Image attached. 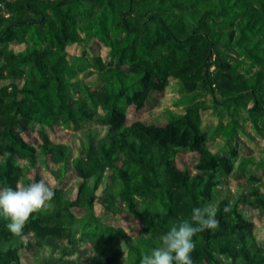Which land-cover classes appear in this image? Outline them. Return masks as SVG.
Instances as JSON below:
<instances>
[{
	"label": "trees",
	"instance_id": "obj_1",
	"mask_svg": "<svg viewBox=\"0 0 264 264\" xmlns=\"http://www.w3.org/2000/svg\"><path fill=\"white\" fill-rule=\"evenodd\" d=\"M93 38L109 49V61L88 58L85 50L68 54ZM11 44L24 49L15 52ZM86 72L102 85L77 82ZM171 76L184 112L168 109L164 125H128V108H142L151 90L163 91ZM219 105L233 117L219 126L228 143L221 155L210 150L201 115ZM244 109L264 137V0H0V187L41 179L29 173L48 157L65 166L72 148L54 142L48 129L96 122L108 130L96 141L84 131L88 145L72 160L80 181L53 188L49 207L32 213L20 234L0 217V264H21L23 249L35 257L82 254V241L92 245L89 264H139L163 233L205 203L215 205L219 225L193 237V264H221L222 257L264 264V245L244 209L264 212L255 176H248L245 194L222 192L238 160L255 161L241 156L233 138ZM28 128L38 131L37 146L22 138ZM181 150L200 155L194 172L177 167ZM96 202L139 221L142 232L132 238L103 223ZM73 209H82L81 216ZM62 259L43 264H84Z\"/></svg>",
	"mask_w": 264,
	"mask_h": 264
},
{
	"label": "rangeland",
	"instance_id": "obj_2",
	"mask_svg": "<svg viewBox=\"0 0 264 264\" xmlns=\"http://www.w3.org/2000/svg\"><path fill=\"white\" fill-rule=\"evenodd\" d=\"M10 47L19 52L24 49V45L11 44ZM86 51L87 57H101L104 61L111 59L109 49L97 38H93L87 47L80 45H73L68 48V54L70 56H80L83 51ZM77 82L82 85H86L93 89H97L102 85V81L97 78L96 74L80 73ZM75 95H81L80 90L76 87L72 89ZM181 97L180 85L178 80L171 76L163 91H157L152 89L148 94V98L145 105L137 109L134 105H131L127 110V124L130 125L135 121H141L145 124H158L164 125L168 119V109L173 110L175 113L184 112V105L178 104L177 101ZM206 100L211 103V97L207 96ZM202 128L207 130L211 136L208 146L211 151L221 155L228 151V143L225 137L222 135V130L219 127L223 123V126L231 121L232 110L230 108L224 109L220 105L202 112ZM237 119L240 121L241 127L236 131L233 138L238 145L241 156L252 157L254 162L243 163L238 160L235 163L233 172L227 177L225 184L222 186V192L224 194L232 192L236 194H245L248 190V176L250 174L255 176V181L261 194L264 195V137L261 136L253 127V122L246 111L241 110ZM84 131L90 132L94 140H99L105 137L107 128L99 125L96 122H89L84 125L83 129L64 128L62 126H56L53 130L48 129V133L54 142L64 143L72 148V155L69 157L65 166L54 164L50 158H46L45 162L38 164L36 168L32 169L29 173L30 178H34L36 175L41 176L52 188H69L80 181V177L72 166V160L78 156L81 149L85 145H88V138L84 135ZM22 138L28 142L37 146L40 143V135L36 129L28 128L22 134ZM200 155L196 152H189L181 150L177 154L176 161L177 167L182 172H194V165L199 161ZM20 163L25 164L24 160H20ZM57 174V175H55ZM75 188V187H74ZM101 194V190L98 191ZM73 198L76 196V188L72 194ZM246 211V218L254 222L255 224V236L259 243L264 245V212H260L258 209L244 207ZM76 216H81L82 209L72 210ZM95 214L100 220L108 225L122 227L132 237L136 238L142 232V224L134 220L131 216L126 214L113 215L110 212L104 210L102 205L98 202L94 205ZM67 244V243H66ZM81 253L62 257L60 251L51 253L50 251L40 252L38 256H34L32 251L23 249L20 254L21 264H43L46 261L53 260H74L77 263L87 262L88 256L93 253L92 245L89 241H82L80 243ZM85 250V251H84ZM125 257L128 256V252L124 250ZM70 264V263H63ZM208 264V263H203ZM221 264H234L231 260L222 257Z\"/></svg>",
	"mask_w": 264,
	"mask_h": 264
},
{
	"label": "clouds",
	"instance_id": "obj_3",
	"mask_svg": "<svg viewBox=\"0 0 264 264\" xmlns=\"http://www.w3.org/2000/svg\"><path fill=\"white\" fill-rule=\"evenodd\" d=\"M54 196V189L43 178L24 185L18 184L15 188L0 187V217L6 221L7 230L15 235L20 234L30 215L47 209ZM216 212L212 203L194 207L191 219L174 223L160 236L159 246L143 255L139 264H193V237L199 232L218 227Z\"/></svg>",
	"mask_w": 264,
	"mask_h": 264
},
{
	"label": "water",
	"instance_id": "obj_4",
	"mask_svg": "<svg viewBox=\"0 0 264 264\" xmlns=\"http://www.w3.org/2000/svg\"><path fill=\"white\" fill-rule=\"evenodd\" d=\"M6 29H7V27L5 28V30H6ZM3 33H4V31L2 32V34H3ZM2 34H1V35H2Z\"/></svg>",
	"mask_w": 264,
	"mask_h": 264
}]
</instances>
